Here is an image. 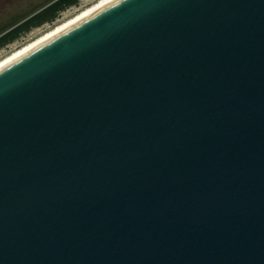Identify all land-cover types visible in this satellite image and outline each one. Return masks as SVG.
<instances>
[{
    "label": "water",
    "instance_id": "water-1",
    "mask_svg": "<svg viewBox=\"0 0 264 264\" xmlns=\"http://www.w3.org/2000/svg\"><path fill=\"white\" fill-rule=\"evenodd\" d=\"M0 264H264V0H117L1 69Z\"/></svg>",
    "mask_w": 264,
    "mask_h": 264
},
{
    "label": "rangeland",
    "instance_id": "rangeland-1",
    "mask_svg": "<svg viewBox=\"0 0 264 264\" xmlns=\"http://www.w3.org/2000/svg\"><path fill=\"white\" fill-rule=\"evenodd\" d=\"M52 1L54 0H0V36L10 28L44 9ZM95 1L96 0H82L78 6L61 13L54 24L33 29L30 33L23 35L18 41L0 51V59Z\"/></svg>",
    "mask_w": 264,
    "mask_h": 264
},
{
    "label": "bare ground",
    "instance_id": "bare-ground-1",
    "mask_svg": "<svg viewBox=\"0 0 264 264\" xmlns=\"http://www.w3.org/2000/svg\"><path fill=\"white\" fill-rule=\"evenodd\" d=\"M117 0H96L0 59V70Z\"/></svg>",
    "mask_w": 264,
    "mask_h": 264
},
{
    "label": "trees",
    "instance_id": "trees-1",
    "mask_svg": "<svg viewBox=\"0 0 264 264\" xmlns=\"http://www.w3.org/2000/svg\"><path fill=\"white\" fill-rule=\"evenodd\" d=\"M82 0H54L44 9L27 18L23 22L10 28L0 36V51L18 41L23 35L30 33L33 29L45 25L54 24L61 13L76 7Z\"/></svg>",
    "mask_w": 264,
    "mask_h": 264
}]
</instances>
